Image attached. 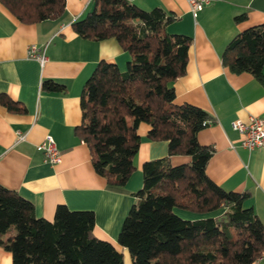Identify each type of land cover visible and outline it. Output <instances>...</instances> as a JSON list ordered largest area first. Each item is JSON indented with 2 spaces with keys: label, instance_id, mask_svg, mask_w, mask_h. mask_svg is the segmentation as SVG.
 <instances>
[{
  "label": "trees",
  "instance_id": "trees-1",
  "mask_svg": "<svg viewBox=\"0 0 264 264\" xmlns=\"http://www.w3.org/2000/svg\"><path fill=\"white\" fill-rule=\"evenodd\" d=\"M0 1L23 23L58 19L65 11V0ZM174 18L130 0H92L91 9L71 24L84 39L114 38L130 56L124 71L113 61L96 64L81 91L74 133L88 145L94 171L113 186H123L135 169L140 123L148 124V139L167 142L166 156L142 163L141 187L117 237L132 264H253L264 253V224L252 207H244L250 193L226 190L208 176L213 149L197 133L213 118L196 105L175 102L172 82L185 73L191 37L166 30ZM222 63L264 85V23L239 31ZM41 88L64 92L65 85L45 79ZM0 103L24 111L4 94ZM173 156L188 159L175 163ZM94 226L93 210L65 204L56 206L52 219L37 217L31 201L0 184V246L12 264H123L122 253L96 236Z\"/></svg>",
  "mask_w": 264,
  "mask_h": 264
},
{
  "label": "crops",
  "instance_id": "crops-1",
  "mask_svg": "<svg viewBox=\"0 0 264 264\" xmlns=\"http://www.w3.org/2000/svg\"><path fill=\"white\" fill-rule=\"evenodd\" d=\"M130 1L174 15L166 30L191 37L185 73L172 82L175 102L196 105L213 118L197 133L198 141L213 149L206 173L226 190L248 191L244 207H252L264 224V147H242L240 134L231 127L237 119L264 118V85L248 72L232 73L222 63L227 43L239 31L264 23V0H211L195 17L186 0ZM91 7L92 0H65L60 18L23 23L0 1V94L24 108L16 112L0 103V184L31 201L37 217L52 219L58 204L93 210L95 235L115 245L123 264H132L117 237L133 194L141 187L142 163L166 156L167 142L148 139L149 126L142 122L135 169L126 183L110 185L94 171L88 145L74 133L81 121V91L100 60L113 61L124 71L130 56L114 38L94 41L73 31L71 24ZM239 14L245 18L236 21ZM30 45L43 50L44 63L28 57ZM45 79L64 84V92L42 90ZM46 136L55 141L60 162L45 161L36 149ZM187 159L172 157L175 163ZM0 264H12L10 252L2 246Z\"/></svg>",
  "mask_w": 264,
  "mask_h": 264
},
{
  "label": "built area",
  "instance_id": "built-area-1",
  "mask_svg": "<svg viewBox=\"0 0 264 264\" xmlns=\"http://www.w3.org/2000/svg\"><path fill=\"white\" fill-rule=\"evenodd\" d=\"M190 12L193 17L211 0H186ZM28 57L37 59L41 64L45 62V55L40 47L35 45L28 46ZM231 127L236 130L241 138L240 145L247 149H253L257 147H264V118L250 117L249 120L243 121L240 119L231 122ZM18 138H23V135H19ZM36 149L43 155L45 161L49 163L60 162V152L56 147L55 141L51 136H46L41 142L36 144ZM264 261V253H261L255 262Z\"/></svg>",
  "mask_w": 264,
  "mask_h": 264
},
{
  "label": "rangeland",
  "instance_id": "rangeland-1",
  "mask_svg": "<svg viewBox=\"0 0 264 264\" xmlns=\"http://www.w3.org/2000/svg\"><path fill=\"white\" fill-rule=\"evenodd\" d=\"M176 211H183V210H178V209H176ZM184 212V211H183ZM13 230H9V232L8 233H10V232H12Z\"/></svg>",
  "mask_w": 264,
  "mask_h": 264
}]
</instances>
